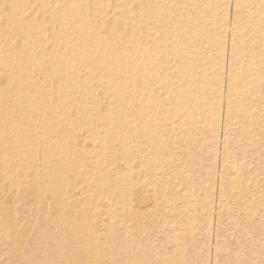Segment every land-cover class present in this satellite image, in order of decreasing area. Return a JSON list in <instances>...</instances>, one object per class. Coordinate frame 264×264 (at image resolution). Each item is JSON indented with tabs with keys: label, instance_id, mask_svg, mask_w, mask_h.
Returning <instances> with one entry per match:
<instances>
[{
	"label": "rangeland",
	"instance_id": "1",
	"mask_svg": "<svg viewBox=\"0 0 264 264\" xmlns=\"http://www.w3.org/2000/svg\"><path fill=\"white\" fill-rule=\"evenodd\" d=\"M0 59V264H264V0H0Z\"/></svg>",
	"mask_w": 264,
	"mask_h": 264
},
{
	"label": "bare ground",
	"instance_id": "2",
	"mask_svg": "<svg viewBox=\"0 0 264 264\" xmlns=\"http://www.w3.org/2000/svg\"><path fill=\"white\" fill-rule=\"evenodd\" d=\"M250 50H252V49H250ZM2 59V58H1ZM0 59V60H1ZM5 67H7L8 69H10V71L12 70V68H14L15 66H16V63H15V61H14V59H12V57H10V56H8L7 58H6V60H5ZM0 69H1V63H0ZM2 89H0V91H1ZM1 93L2 92H0V96H1ZM3 95V94H2ZM4 97H6V96H4ZM2 99V97H0V103H1V100ZM9 101V100H8ZM10 104H11V101H10ZM13 104V103H12ZM1 105V104H0ZM2 107V106H1ZM1 107H0V109H1ZM5 107V106H4ZM11 107V106H10ZM12 107H14L13 105H12ZM12 107H11V109H12ZM5 109V108H4ZM3 110V109H2ZM7 110V109H6ZM2 115V114H1ZM4 115V114H3ZM11 115V114H10ZM11 117V116H10ZM9 117V118H10ZM6 120V119H5ZM9 120V119H8ZM12 120V119H11ZM14 122V121H13ZM6 123V122H5ZM4 124V123H3ZM9 125V124H8ZM8 125H3L4 127H7ZM0 127H2L1 126V124H0ZM11 127V126H10ZM12 130V129H11ZM2 132V131H1ZM3 133V132H2ZM10 135V134H9ZM4 137V136H3ZM0 139H2V138H0ZM4 141V140H3ZM2 141V142H3ZM0 142H1V140H0ZM147 193V192H146ZM155 194H154V192H153V190H150V191H148V197H150V199H154L155 198V196H154Z\"/></svg>",
	"mask_w": 264,
	"mask_h": 264
}]
</instances>
